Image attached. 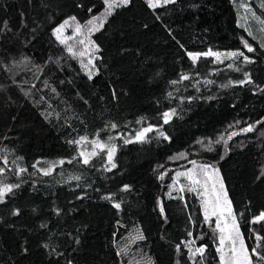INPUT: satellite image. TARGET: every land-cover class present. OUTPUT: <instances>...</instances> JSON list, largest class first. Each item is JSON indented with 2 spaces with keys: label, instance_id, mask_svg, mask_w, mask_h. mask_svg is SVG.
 <instances>
[{
  "label": "trees",
  "instance_id": "obj_1",
  "mask_svg": "<svg viewBox=\"0 0 264 264\" xmlns=\"http://www.w3.org/2000/svg\"><path fill=\"white\" fill-rule=\"evenodd\" d=\"M106 9L105 0H0V189L14 186L0 203V264H127L107 259L116 251L105 235L118 225L141 233L131 257L221 264L201 198H168L167 171L230 127L226 145L189 160L218 169L246 248L260 254L253 264H264V221L253 223L264 212V0L118 4L91 35L90 78L55 29ZM209 50L221 60L188 56ZM86 141L105 146L87 165ZM189 244L205 248L195 262Z\"/></svg>",
  "mask_w": 264,
  "mask_h": 264
},
{
  "label": "rangeland",
  "instance_id": "obj_2",
  "mask_svg": "<svg viewBox=\"0 0 264 264\" xmlns=\"http://www.w3.org/2000/svg\"><path fill=\"white\" fill-rule=\"evenodd\" d=\"M147 1L149 2V0ZM110 2H113L114 6L121 4L120 0H110ZM151 4L154 5L152 7H158L167 3H164L163 0H151ZM106 6H107V10H109L107 4ZM106 15L107 13L105 12L103 15L99 16L98 18H94L92 20L93 21L92 24L89 23L78 24L75 22H68L67 24H64V27L59 33L60 39L58 40L60 41V43L68 51L69 49H71L72 50L71 53H73L74 55L80 56L77 57L76 59L79 61L83 70L90 77H93L96 74V71L94 69V58L97 51V48L92 43L91 35L99 26L102 25ZM78 28L79 31L77 30ZM61 41H63V43ZM81 41H83V43H81ZM219 60H221V56L219 57ZM235 129L236 127H230L225 131L224 134H218L213 139L199 141L197 148L200 151H212L213 148L218 145H226L228 141L231 140L234 133L237 132V130ZM82 146H83V153L86 156H89V159L95 156V155H90L91 153L95 152L96 154L98 150H104V148L101 149L95 143H89L87 141L82 143ZM200 151L195 150V152L192 155H188V154L176 155L171 160H169L168 163L169 165H171V167L169 168H172L174 170H172L170 173L167 171V173L170 174V176L172 177V184L169 187V191L167 193L168 198H178L186 193H194L201 198L203 204V201L205 199L210 198L212 181L216 182V189L217 191H220L219 181L222 180V177L219 171L218 174L214 172V170H218V169L214 165L196 163V162L195 164H193L192 162L194 160L193 161L189 160L190 157L199 156ZM202 165L208 166L207 172L212 177V180L209 181L210 191L208 195H202L203 193L202 185H195L194 187L196 188V191H189L188 188L192 186L189 179L184 175L177 176V173H185L191 171L196 176V178L200 179L203 182L206 179V177L204 175V172L201 170ZM182 187L184 189L183 191H181ZM223 191L226 192L227 194L226 188L224 186V182H223ZM227 200L230 201L228 194H227ZM231 209H232V204H231ZM207 221L208 223H212L216 226L217 217L210 216ZM217 231L220 236V232L218 229ZM141 238L142 236L139 229L127 228L122 225H118L117 227H115L114 230L107 232L105 235V243L106 245L111 244L116 251L114 255L107 253L108 261H111L112 259L118 257L121 258L122 260H127V264H152L151 261L148 259H144L141 257H131L132 247L138 241H140ZM237 246H239V244H237ZM219 247H220V241H219ZM223 247H224V252L226 254H230L229 253L230 245L227 241L225 242V245ZM197 248H201V247H194L190 244L188 245L189 256L192 262H195L196 259L201 257L205 252L204 247H203L204 248L203 254L196 252Z\"/></svg>",
  "mask_w": 264,
  "mask_h": 264
},
{
  "label": "snow or ice",
  "instance_id": "obj_3",
  "mask_svg": "<svg viewBox=\"0 0 264 264\" xmlns=\"http://www.w3.org/2000/svg\"><path fill=\"white\" fill-rule=\"evenodd\" d=\"M164 3H170V2H175V0H163ZM105 3L108 5V9H111L114 6L113 2H110V0H105ZM120 3L123 5H127L129 3V0H120ZM150 6H154L151 4V0H149ZM108 10L106 9V13ZM72 19H75L73 17ZM89 24H92L93 21L89 20ZM65 24H67V21H65ZM64 25H60V27L55 29V33L57 34V39H60L59 33L61 32L62 28ZM79 31V28L77 29ZM63 43V41H61ZM83 43V41H81ZM245 47L248 49L249 52H252L254 49L245 42ZM72 50L69 49V52ZM201 55L204 56H215L217 59L221 56V53L219 52H212L209 50L206 53H192L189 52L188 56L189 58L195 63ZM237 53H229V56H235ZM239 55H243V53H239ZM245 60H248V57H245ZM91 78V77H90ZM183 80L189 79L188 75H183L181 77ZM172 83H177V81H173ZM171 95V94H170ZM175 110H172V112H165L163 113L164 117V122L167 123L170 116L174 114ZM115 127V125H113ZM152 129L145 128L143 131L137 133V139H143L145 133L151 131ZM251 127L246 129V131H251ZM162 136L164 133H160ZM165 139L167 137L165 136ZM129 142V141H126ZM78 143V142H77ZM98 147L103 149L105 146L104 144L99 143V141L94 142ZM115 152V147H110L108 149V161L111 164L112 168H115L116 165L115 163H112V156L113 153ZM80 155L83 157V163L87 165L89 163V156H86L83 152L80 153ZM90 155H95V152L91 153ZM61 163H63L61 161ZM195 164V161L192 162ZM208 166L202 165L201 170L204 172V175L206 179L202 182L200 179L196 178V176L191 172H185V173H177V176L184 175L186 176L190 183L191 187L188 188L189 191H196V188L194 187L195 185H202L203 187V193L202 195H208L209 194V181L212 180L211 175L207 172ZM110 170V169H109ZM0 171H3L0 169ZM50 170H45L44 174L48 175ZM218 174V170H214ZM220 183V191H217L216 189V182L212 181L211 184V193H210V198H207L203 201V208H204V216L205 220H208L210 216H216L217 221H216V228L220 232L219 236V241H220V247L217 248V252L220 253V260L221 264H253V260L251 258L252 255L259 256L260 254L257 252L256 248H253L251 250V255L249 254V250L245 247L243 237L241 236L239 232L238 225L236 223L235 217L232 213L231 209V202L227 200V194L226 192L223 191V182L222 180L219 181ZM12 187L14 186H5L4 188L0 189V203L3 202L4 194L5 192H10L12 190ZM183 187L181 188V191H183ZM110 199V197H109ZM114 207L119 208V204H114ZM163 211V210H162ZM14 214H18L14 213ZM264 221V212H261L254 220L253 223H258ZM257 240H261L262 237L257 236ZM228 242L230 247H229V253L226 254L224 252V245L225 242ZM239 244V246H237ZM259 247V245H257ZM196 252L203 254L204 248H197ZM264 258V257H261Z\"/></svg>",
  "mask_w": 264,
  "mask_h": 264
}]
</instances>
